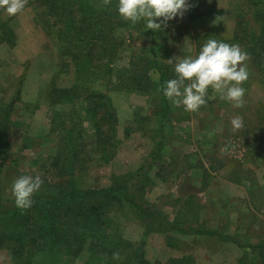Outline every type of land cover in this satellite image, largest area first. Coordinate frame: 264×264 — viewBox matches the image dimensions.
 Masks as SVG:
<instances>
[{"label":"rangeland","instance_id":"374dc122","mask_svg":"<svg viewBox=\"0 0 264 264\" xmlns=\"http://www.w3.org/2000/svg\"><path fill=\"white\" fill-rule=\"evenodd\" d=\"M60 1L28 0L25 10L16 16H8L0 9V21L8 22L10 41L13 40V44L1 40L0 33V128L9 145L0 170L2 197H13L11 185L19 176L42 174L49 156L57 152L60 124L65 130L70 122L79 123L84 113L79 101L72 108L59 101L53 104V111L60 114L55 119L57 127L53 130L54 126H49L48 89L69 87L74 81L71 54L67 53L75 51L76 43L69 39L71 45L65 50L63 46L67 44L57 37L56 27L61 24L53 25L55 16L47 6ZM66 1L79 13L87 4L97 19L105 17L98 12L104 5H110L104 4V0ZM188 3L189 10L192 8L190 12L186 11L183 17L177 16L168 21L166 27L162 25L152 33L141 22L138 23L142 28L138 23L118 27V17H111L115 10L107 9L110 15L106 18L111 17L110 25L114 27L110 37L120 35L116 38L120 46L109 64L110 70L91 78L89 87L105 94L114 108L119 142L114 157L108 162L92 163L80 174L86 186L108 185L113 175L136 169L151 150L149 129L153 122L146 124L147 131L139 132L136 128L142 123L135 122V116L152 119L149 105L152 96L131 87L121 88L131 85L124 84L126 77L122 73L128 71L123 69H135L137 65L131 67V63L137 64L140 52L151 54L147 46L155 42L156 54L165 63L174 56L195 57L208 38L220 40L218 36H228L225 43L239 44L233 41V36L239 35L243 27L252 26V0H208L205 3L188 0ZM44 9L48 11L46 18L51 19L47 22L39 21L42 15L39 17V12ZM92 15L88 20L83 18L86 22H81L82 25L94 26L97 22L92 23ZM246 63L250 76L242 85L246 89L243 108L237 109L219 96L198 112L175 107L172 135L162 149L160 177L150 171L151 179L144 188L145 207L155 218L170 221L176 215L180 217L195 211L197 215L192 220L196 222L192 224L200 225V229H214L218 234L150 231L155 223L141 218L128 204L108 214L111 239L125 244L143 243L147 264L166 262L185 254L192 256L190 264H264L260 257L254 258L257 250L247 247L259 244L264 238V74L250 59ZM135 77L130 75L129 82L142 81ZM150 77L155 80V71L150 72ZM209 92L211 94V90ZM3 112L6 122L1 123ZM236 115L244 118V127L233 132L230 120ZM69 117L73 120L69 121ZM3 230L5 227L0 224V231ZM170 238L172 245L167 244ZM10 251L8 245L0 246V264H15ZM245 252L250 259H243L241 263L239 258ZM54 264L84 262L83 257L69 260L62 257L55 259Z\"/></svg>","mask_w":264,"mask_h":264},{"label":"trees","instance_id":"16d2710c","mask_svg":"<svg viewBox=\"0 0 264 264\" xmlns=\"http://www.w3.org/2000/svg\"><path fill=\"white\" fill-rule=\"evenodd\" d=\"M198 1L205 3L208 0ZM38 2L41 3L42 0ZM252 5L254 6L251 16L252 26L243 27L240 34H235L232 39L237 40L244 47L250 55V63L261 68L264 74V0H252ZM47 6L50 7L51 15L55 16L52 19L53 25L61 24L55 27L58 39L67 44L63 46L65 50L71 45L69 39L76 43L75 51L67 53L71 54L69 60L74 71L73 83L69 87L51 86L47 91V100L50 104L49 126L51 128L54 126L53 130L57 127L55 119L60 114L53 111V104L59 101L69 104L70 108L75 107L76 102L79 101L84 113L80 116L79 123L70 122L65 130L60 124L62 127L59 128L61 136L59 135L56 144L57 152L49 156L43 166L41 176L44 183L34 194L31 208L27 210L17 208L14 197H2L0 189V224L5 227V230L0 231V246L10 247V255L15 264H54L55 259L62 257L68 260L83 257L84 264H147L143 243L125 244L119 239L113 240L110 237L112 235L109 231L111 224L109 213L123 204H128L144 220L154 222L155 227L150 231L165 234L176 232L185 235L218 234L213 231L214 229H200V225H193L192 223L196 222L192 220L197 215L195 211L189 215L181 214L180 217L176 215L172 220L167 221L155 218L145 207L144 188L151 179L148 173L152 171L153 175L160 177L162 149L165 141L172 135V116L175 113V106L162 91L165 82L175 78L174 68L158 58L155 42L147 46L151 54L144 55L140 52L138 58L136 57L137 64L131 63V67L137 65L135 69H123L128 71L122 73V76L126 77L123 82L131 85L121 87L124 89L131 87L152 96L149 104L152 119L135 116V122L142 123L136 131H147L146 124L153 122V127L149 129L151 150L144 162L142 161L136 169L125 174L113 175L106 186H86L80 180V174L85 173L92 163H105L114 157L118 146L119 141L115 131L117 117L114 108L105 94L89 87V80L110 70L109 64L120 46L116 41V38L121 37L120 35L116 38L110 37V33L114 30L110 25V18L118 17L117 26L120 28L132 23L120 16L118 0H111L109 6L104 5L98 13L104 14L105 17L98 19L97 15H92L87 4H85L86 9L80 8L81 13L72 5H68L66 0L59 3L51 2ZM109 7L115 12L108 19L106 17L110 15L107 11ZM47 13L45 9L39 12V17L42 14L39 21L51 20L46 18ZM91 15L92 23H97L91 27H87L90 26L89 24L82 25L81 22H86ZM140 22L146 24L143 19ZM7 23L0 21L1 40L13 44V40L10 41L11 32ZM139 23V28H142L143 25L140 26ZM148 30L152 33V30ZM218 38L225 42L228 36H218ZM151 71L156 73L155 80L150 77ZM130 75H135L137 80L142 81L138 83L131 80L132 84L129 82ZM211 104L209 101L207 106ZM202 108L204 107H201V110ZM4 112L1 123L6 122ZM72 120L73 118L69 117V121ZM3 135L4 131L0 128V170L9 148ZM156 160L159 163H155ZM190 208L191 206L188 205L187 210ZM171 239L168 240V245L173 244L170 243ZM220 239H223L222 236ZM247 247L250 250L256 249L254 258L260 257L264 262V238L259 244ZM114 252H119V260L112 259ZM246 254L243 253L239 262L250 259ZM49 256L52 257L49 259ZM192 260L191 255L185 254L157 264H190Z\"/></svg>","mask_w":264,"mask_h":264},{"label":"clouds","instance_id":"9594fccd","mask_svg":"<svg viewBox=\"0 0 264 264\" xmlns=\"http://www.w3.org/2000/svg\"><path fill=\"white\" fill-rule=\"evenodd\" d=\"M109 3L110 0H104V4ZM27 4L28 0H0V9L8 16H16ZM189 8L188 0H118V12L124 20L136 24L143 19L146 28L153 31L160 30L162 25L166 27L167 22L177 16L183 17ZM249 59L250 55L239 44L210 37L195 57L174 56L167 60L168 64L174 65L175 78L165 82L163 95L173 106H183L188 112H198L217 96L237 109L243 108L246 89L242 85L250 76L246 63ZM230 123L233 132L239 131L244 127V118L236 115ZM43 183L40 174L16 178L11 185L16 207L21 210L31 208L33 196ZM112 259L119 260V252H114Z\"/></svg>","mask_w":264,"mask_h":264}]
</instances>
